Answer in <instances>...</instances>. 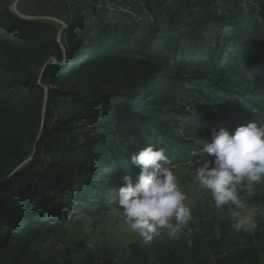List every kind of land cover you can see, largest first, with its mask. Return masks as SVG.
Instances as JSON below:
<instances>
[{
    "label": "trees",
    "instance_id": "obj_1",
    "mask_svg": "<svg viewBox=\"0 0 264 264\" xmlns=\"http://www.w3.org/2000/svg\"><path fill=\"white\" fill-rule=\"evenodd\" d=\"M100 1L82 2L69 20L56 12L64 28L40 14L45 6L18 7L23 18L15 0H0V264H264V235L234 249L225 221L206 236L188 225L191 247L185 236L161 232L120 252L80 242L43 257L38 246L47 239L26 235L67 223L70 207L98 222L123 176L138 175L131 157L140 148L165 149L183 142L179 132L226 127L211 115L224 103L245 121L261 118L244 113L264 98V0H128L134 13L126 1ZM61 100L70 104L65 115L55 113ZM188 100L206 105L189 108ZM78 124L131 133L130 144L94 165L89 153L75 155ZM96 178L112 187L96 186ZM59 194L74 198L68 209Z\"/></svg>",
    "mask_w": 264,
    "mask_h": 264
},
{
    "label": "rangeland",
    "instance_id": "obj_2",
    "mask_svg": "<svg viewBox=\"0 0 264 264\" xmlns=\"http://www.w3.org/2000/svg\"><path fill=\"white\" fill-rule=\"evenodd\" d=\"M17 1L18 0H15L14 5ZM86 1L101 2L100 0H60V3L62 4L59 8H57L58 3H53L51 7L48 8L50 9L49 11L44 12L46 10H43L40 11V14L55 16L58 9H64V11L68 13L67 16L72 17L74 12L77 11V6ZM121 1L123 3L126 1V5L128 4V7H126L127 11L130 13L135 12L131 6V1ZM34 10H37L36 4L35 7L25 6L23 8V11L25 12ZM69 17L65 18L62 16L64 20L71 19V17ZM57 19L61 18L59 17ZM59 23L63 26L61 21H59ZM234 83L235 85H240L244 89L249 88V90H251L254 87V82L249 84H239L237 81H234ZM203 90L206 91V89ZM198 102H200V105H206V102L198 100H188L186 104L189 108H195L199 106ZM258 105L259 108L263 107L262 109H264V106H261L260 104ZM54 109L57 115H65L67 110L70 109V104L68 101L61 100L54 105ZM252 112L253 110H245L244 114L250 116L253 115L251 114ZM258 112L259 110H254V113ZM214 114L217 115L216 118L212 117L215 116ZM211 115L212 116L210 117L213 119L222 120V124L226 125L224 128L228 129L230 132H233L238 126L246 125L250 122L244 120L245 117L243 114H239L234 110L230 112L227 108L220 113L212 112ZM259 115L261 118H259L258 121L264 122V113ZM78 125H80L81 129H76L71 132L76 138L73 142L75 155L83 160L87 155L86 153H89L88 155L94 157L92 161V164L94 165L99 164V162L110 161L112 158L110 156L111 153H109L110 150L116 151L118 149H123L126 145L130 144L132 137L131 133L121 134L120 130L117 128H112L111 132H105L104 130L95 129L90 125L85 127L81 126V124ZM210 133L211 132L204 126L179 132V136L182 138L183 142L175 143L173 144L174 146H169L172 144L170 142L165 148V152L166 155H168L170 151L184 153V156L180 159L174 158V161L172 160L171 162V166L176 175L179 188L187 196L185 204L192 210V219L189 221L188 225H196L197 231L206 236L210 231V228H213V232L219 234V221L228 222L232 226L231 234L237 240L234 249H242L247 244L248 238L255 235L257 231L264 235V182L254 185L251 191H249L245 185L238 187L239 197L246 207L235 210L240 212L241 217L249 218L255 223L256 227L249 231L241 230L237 232L233 227L236 221L232 218L229 206L225 205L223 208H216L211 193L202 189L195 181L194 170L188 164V161L197 158L193 156V152H196L197 156L199 155L202 147L201 140H210ZM67 135V133H64L65 137ZM191 151L192 153L190 154ZM95 181L98 182L96 183V186L101 187L102 189L112 187L109 179L100 181L96 178ZM77 186L78 185H76L75 188H77ZM115 195L116 194H114V197ZM114 197L110 201L111 206L106 212L101 214L98 222H94L88 215L83 213V211L79 210L78 212H75L76 210L74 207H70V217L67 223L63 225L52 224L41 228L33 226V228L26 231V235L36 242H41L47 239L46 242L39 244L38 246L43 257H47L54 251H59L66 247H73L80 242H84L90 248L109 247L115 252H120L126 246L133 243L144 245L145 243L137 234L128 230V226L124 222L123 213L120 210L118 201ZM58 199L62 207H65L64 209H68L66 208L68 203L75 201L71 194H59ZM234 207L235 206H233V208ZM173 223H175V221H173ZM203 224L207 225L206 229H203ZM161 232L165 233L163 230H161ZM80 257L81 256L78 255L75 259H79Z\"/></svg>",
    "mask_w": 264,
    "mask_h": 264
},
{
    "label": "clouds",
    "instance_id": "obj_3",
    "mask_svg": "<svg viewBox=\"0 0 264 264\" xmlns=\"http://www.w3.org/2000/svg\"><path fill=\"white\" fill-rule=\"evenodd\" d=\"M201 144L199 155L193 152L197 158L188 161L195 181L211 193L217 209L229 206L237 232L255 228V223L235 209L246 207L239 197V186L245 185L251 191L254 185L264 182V122H249L233 132L224 127L212 129L210 140L202 139ZM131 164L139 170L138 175L135 179L123 176L114 197L128 230L145 244L161 230L171 239L183 235L191 247L188 223L192 210L185 204L187 196L178 186L165 149L152 145L140 148L131 157Z\"/></svg>",
    "mask_w": 264,
    "mask_h": 264
},
{
    "label": "crops",
    "instance_id": "obj_4",
    "mask_svg": "<svg viewBox=\"0 0 264 264\" xmlns=\"http://www.w3.org/2000/svg\"><path fill=\"white\" fill-rule=\"evenodd\" d=\"M21 1H17V3H16V10H18L17 8L19 7V10H20V8L22 9V8H24L25 6H26V4H28L26 7H29V6H33V7H35V4H36V6L38 5V6H41V7H43V6H45V10L46 11H44V12H47V11H49L50 9H48L49 7H51V5L53 4V3H59V1L58 0H28L27 1V3L26 4H23L22 5V3H20ZM61 4H57V8H59V6H60ZM61 8V7H60ZM63 10V11H62ZM57 13H59V14H61L62 15V13L64 12V9H61V10H59L58 9V11H56ZM19 13H20V11H19ZM21 14V13H20ZM48 14V13H47ZM44 18L45 19H49V20H53V21H57V22H59V20L58 19H56L55 17H52V16H50V15H47V16H44ZM61 24L64 26V24L61 22ZM255 101L256 102H258V104H260L261 106H264V98H260V97H256V99H255ZM263 108V107H262ZM262 108H259V112L260 111H263V113H264V109H262ZM257 109V108H256ZM255 110V108L253 109V111ZM258 110V109H257ZM254 113V112H252V114H254V115H258V114H261V113ZM262 113V114H263Z\"/></svg>",
    "mask_w": 264,
    "mask_h": 264
},
{
    "label": "water",
    "instance_id": "obj_5",
    "mask_svg": "<svg viewBox=\"0 0 264 264\" xmlns=\"http://www.w3.org/2000/svg\"><path fill=\"white\" fill-rule=\"evenodd\" d=\"M14 10H15V12L16 13H18L17 12V10H16V3H15V5H14ZM21 17H23V18H26L24 15H21L20 13H18ZM66 27V25L64 24V28ZM61 33H62V31H61ZM61 33L59 34V39H60V36H61ZM48 98H49V94H48V92L46 93V100H48ZM34 155H35V152H34ZM33 155V156H34ZM33 156H32V158H33Z\"/></svg>",
    "mask_w": 264,
    "mask_h": 264
},
{
    "label": "built area",
    "instance_id": "obj_6",
    "mask_svg": "<svg viewBox=\"0 0 264 264\" xmlns=\"http://www.w3.org/2000/svg\"><path fill=\"white\" fill-rule=\"evenodd\" d=\"M226 108H228V105H226V104H224V105L221 106L222 111H224ZM215 112L218 113V111H216V110L213 111V113H215ZM212 129H217L218 130L219 128L218 127H211L210 128V132L212 131Z\"/></svg>",
    "mask_w": 264,
    "mask_h": 264
}]
</instances>
